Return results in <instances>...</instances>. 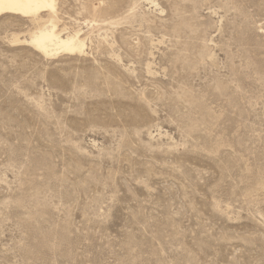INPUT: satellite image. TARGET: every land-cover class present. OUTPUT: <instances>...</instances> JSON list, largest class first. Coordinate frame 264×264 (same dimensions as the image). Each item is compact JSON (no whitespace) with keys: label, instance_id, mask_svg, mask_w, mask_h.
I'll return each instance as SVG.
<instances>
[{"label":"rangeland","instance_id":"rangeland-1","mask_svg":"<svg viewBox=\"0 0 264 264\" xmlns=\"http://www.w3.org/2000/svg\"><path fill=\"white\" fill-rule=\"evenodd\" d=\"M85 55L0 16V264H264V0H58Z\"/></svg>","mask_w":264,"mask_h":264},{"label":"bare ground","instance_id":"bare-ground-1","mask_svg":"<svg viewBox=\"0 0 264 264\" xmlns=\"http://www.w3.org/2000/svg\"><path fill=\"white\" fill-rule=\"evenodd\" d=\"M58 0H0V16L29 21L33 26L11 43L31 48L45 59L58 55H85L86 37L80 30L59 27Z\"/></svg>","mask_w":264,"mask_h":264}]
</instances>
